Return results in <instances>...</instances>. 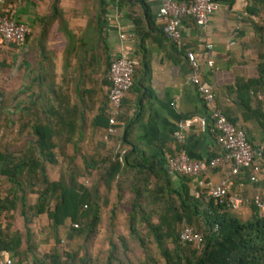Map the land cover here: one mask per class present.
Instances as JSON below:
<instances>
[{
  "label": "crops",
  "instance_id": "crops-1",
  "mask_svg": "<svg viewBox=\"0 0 264 264\" xmlns=\"http://www.w3.org/2000/svg\"><path fill=\"white\" fill-rule=\"evenodd\" d=\"M211 1L219 4V10L209 17L208 26L202 29L185 19L179 42H173L161 31L160 0H0V12L29 28L20 46L0 44V67L8 73L7 80L0 82V156L8 150V164L14 162L9 157L24 152L35 141L33 125L47 120L54 128L53 141L68 138L72 143L64 152L77 158L113 153L118 147L121 155L128 145L117 140L126 126L127 140L141 153L166 156L183 150L196 160L219 153L207 109L188 79L185 50H191L200 63L201 79L211 87L216 107L233 118L253 147L258 146L264 133L241 105L243 94L235 84L237 79L257 76L256 63L264 51V45L256 44L251 23L242 19L250 0ZM250 20L256 22L258 17L250 16ZM119 55L135 60L136 67L116 123L102 127L108 110V63ZM208 58L210 66L205 64ZM190 117L203 118L205 124L191 123L184 141L178 142L174 136L177 124ZM62 122L75 125L77 131L62 135L58 128ZM99 141H105V146L99 147ZM53 152L58 155L59 150L53 148ZM45 169L54 180L56 166L46 164ZM224 171V167L206 170L202 179L217 183ZM255 177L257 181H249L244 174L234 176L230 191L244 201L254 195L263 197L264 175ZM9 189L20 197V187L0 172V198ZM24 196L26 204L36 200L35 191ZM246 208H241L244 215ZM12 223L24 231L22 217L14 214ZM4 224L0 215V225ZM45 224L41 214L26 225L38 253L49 248L42 230ZM2 257L0 253V260Z\"/></svg>",
  "mask_w": 264,
  "mask_h": 264
},
{
  "label": "trees",
  "instance_id": "trees-1",
  "mask_svg": "<svg viewBox=\"0 0 264 264\" xmlns=\"http://www.w3.org/2000/svg\"><path fill=\"white\" fill-rule=\"evenodd\" d=\"M0 15L10 17L5 12ZM250 16H257L258 21L250 20ZM242 19L251 23L256 44L264 45V0H250ZM256 72V77L237 79L235 84L237 91L243 94L241 105L264 133V51L259 53ZM248 92L251 94L245 101ZM218 109L238 127L226 111ZM106 124L107 114L101 126L107 127ZM58 128L66 136L77 131V127L68 122H62ZM32 129L35 141L24 152L9 157L14 162L8 164V150L0 156L1 175L20 187L19 198L14 189L0 198V215L5 223L0 225L2 259L11 257L16 263L29 261L31 264H94L95 259L85 252L76 261L77 250L71 247L78 239L82 240L80 248L90 242L102 221V208L109 206L110 227L117 225L114 211L118 210L124 212L128 230L127 234L108 230L109 245L101 264H123L118 252L133 247L129 240H137L139 248L145 246L137 230L141 226L147 229L145 235L155 243L164 264H264V213L258 211L252 198L243 201L238 209H228L225 200L207 197L205 188L197 185L194 178L167 167V157L174 152L166 156L141 153L127 140L126 126L117 140L120 145H128L121 155L118 147L113 153L77 158L64 152V147L72 143L68 138L53 141L54 128L49 120L34 124ZM246 139L252 146L247 135ZM105 143L99 141L98 146L104 147ZM53 148L59 150L58 155ZM46 164L56 166L54 180L48 178ZM243 174L249 181H257L255 174L264 175V150L248 168L240 169L236 177ZM34 185L38 187L33 189ZM27 191L36 193L31 205L25 201ZM243 207L249 209L245 216L241 215ZM14 214L22 217L24 231L22 227H13ZM41 214L46 217L42 230L49 248L38 253L26 225ZM183 226H191L199 234L198 247L179 240ZM168 243L171 248L165 246Z\"/></svg>",
  "mask_w": 264,
  "mask_h": 264
},
{
  "label": "built area",
  "instance_id": "built-area-1",
  "mask_svg": "<svg viewBox=\"0 0 264 264\" xmlns=\"http://www.w3.org/2000/svg\"><path fill=\"white\" fill-rule=\"evenodd\" d=\"M219 10V4L211 0H160L158 17L162 22L161 31L165 38L179 42L180 26L185 19H191L199 28L208 26L209 17ZM29 31L26 23L17 21L12 17L0 15V41L6 45L20 46ZM119 38H124L119 34ZM184 56L188 65V79L194 87L202 103L207 109V117L216 132L220 151L209 160L191 159L183 150L167 157V167L178 174L192 177L195 183L205 188V195L217 200H225L228 209H238L243 197L230 191L232 178L240 169L248 168L254 158L259 157L264 150V139L256 147L246 139L244 131L230 123L225 115L216 107L214 93L209 85L204 83L200 76V63L191 50H185ZM135 60L125 55L112 58L108 63L107 77L109 86L107 90V123L114 125L119 113L121 101L132 83ZM205 64L210 66L212 60L208 58ZM0 96V101H1ZM198 122L204 126L203 118L190 117L177 124L174 136L178 142H183L185 129L191 123ZM225 168L217 183L206 182L202 175L206 170ZM252 203L259 212L264 213V196L252 197ZM181 242L192 243L195 247L200 244V236L191 226H183L179 232ZM0 264H31L29 261L16 263L11 257L0 260Z\"/></svg>",
  "mask_w": 264,
  "mask_h": 264
},
{
  "label": "rangeland",
  "instance_id": "rangeland-1",
  "mask_svg": "<svg viewBox=\"0 0 264 264\" xmlns=\"http://www.w3.org/2000/svg\"><path fill=\"white\" fill-rule=\"evenodd\" d=\"M1 42V41H0ZM4 44V43H0ZM3 59V56H0V60ZM7 72L4 68L0 67V82L4 83V80H7ZM114 193V192H113ZM112 201H114L113 198H111ZM119 207V206H118ZM117 207V208H118ZM248 209V208H246ZM249 212V209L247 210ZM114 214L117 216V225L115 227H110V210L109 206L103 207L101 212V223L98 226V232L95 234V236L85 244V247L81 244V239L75 240L72 244L73 251L77 250V254L75 256V260L77 261V257L84 256V252L87 254H90L94 259L95 262L98 264H101V261H103V258L106 255V251L108 248V239L107 236L109 235L108 230L111 232H116L120 234L121 232L127 234V223L125 224L124 218V212L115 210ZM248 214V213H247ZM241 215H244V212L241 213ZM245 216V215H244ZM119 218V219H118ZM137 230L140 232L142 238L144 239L145 246L139 248L137 246V240L130 241L131 244H133V247L131 249L125 250L123 252L120 250L118 252V255L121 256V260L123 264H164L162 257L159 255L158 250L156 249V245L153 241H151L150 237L145 235V232L147 231L146 228L140 227L137 228ZM127 237V236H126ZM129 239V237H127ZM165 246L171 248V245L165 244ZM94 262V264H96ZM80 263V262H79Z\"/></svg>",
  "mask_w": 264,
  "mask_h": 264
}]
</instances>
